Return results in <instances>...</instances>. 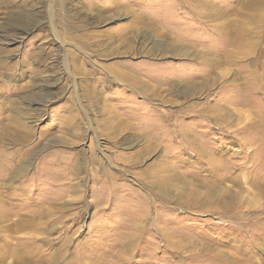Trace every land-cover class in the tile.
Wrapping results in <instances>:
<instances>
[{"label": "rangeland", "instance_id": "rangeland-1", "mask_svg": "<svg viewBox=\"0 0 264 264\" xmlns=\"http://www.w3.org/2000/svg\"><path fill=\"white\" fill-rule=\"evenodd\" d=\"M0 264H264V0H0Z\"/></svg>", "mask_w": 264, "mask_h": 264}]
</instances>
